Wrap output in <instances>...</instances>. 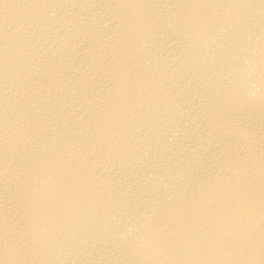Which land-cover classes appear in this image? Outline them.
Wrapping results in <instances>:
<instances>
[{"label": "bare ground", "instance_id": "1", "mask_svg": "<svg viewBox=\"0 0 264 264\" xmlns=\"http://www.w3.org/2000/svg\"><path fill=\"white\" fill-rule=\"evenodd\" d=\"M0 264H264V0H0Z\"/></svg>", "mask_w": 264, "mask_h": 264}]
</instances>
